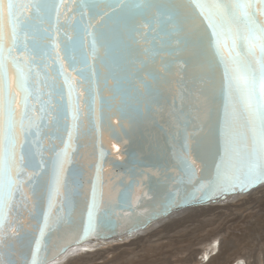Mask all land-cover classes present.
Segmentation results:
<instances>
[{"label":"snow or ice","instance_id":"snow-or-ice-1","mask_svg":"<svg viewBox=\"0 0 264 264\" xmlns=\"http://www.w3.org/2000/svg\"><path fill=\"white\" fill-rule=\"evenodd\" d=\"M186 7L195 9L203 29L190 23ZM24 8L36 16L23 14ZM76 11L80 20L68 37L74 54L66 68L59 55H52L56 45L47 43L52 39L49 29L37 27L53 13L59 17L60 3L0 0V264H44L49 249L109 231L111 213L98 212L95 187L83 235L73 229L71 216L82 186V170L76 167L86 147L82 140L98 132L102 120L97 62L107 70L105 85L113 82L112 99L120 98L117 110L122 113L129 110L132 93L139 92L141 98L158 94L149 81L163 77L148 70V65L161 51L169 58L161 64V73L170 72L177 63L185 72L190 70V76H181L184 91L173 113L176 139L182 141L174 152L173 183L183 185L188 193L185 203L211 201L264 184V0H190L188 5L181 0H79ZM97 17L101 18L98 25L86 22ZM149 24L152 32L164 25L160 48L132 49L129 40ZM142 35L147 39V33ZM86 38H90L87 52ZM75 53L81 54L79 59ZM134 53L143 59L137 60ZM69 68L79 76L83 91L78 94L67 74ZM215 68L222 69L219 89L214 85ZM217 95L222 101L216 113L218 146L213 152L210 138L198 166L191 155L192 144L205 123L212 136V108H206L204 120L201 114L203 105L215 103ZM189 96L196 101L190 107L185 104ZM140 103L138 99L130 110L138 111ZM209 156L214 176L202 182L197 171H204L203 159ZM95 167L99 171L101 165ZM167 207H180L177 195ZM25 211L29 219L41 215L43 219L35 243L27 253H18L12 242L26 235ZM136 223L142 226L144 221Z\"/></svg>","mask_w":264,"mask_h":264},{"label":"water","instance_id":"water-1","mask_svg":"<svg viewBox=\"0 0 264 264\" xmlns=\"http://www.w3.org/2000/svg\"><path fill=\"white\" fill-rule=\"evenodd\" d=\"M28 2V0H24ZM60 3V15L56 14L46 19L42 24H38V28H48L51 40L47 43L55 42V50L52 55H59L61 62L68 67V57L73 55L72 45L68 42V37L74 35L73 25L80 20V14L76 11L79 0H57ZM182 3L188 5L190 0H181ZM100 7L111 14V10L106 4ZM23 14L36 16L35 11L24 8ZM120 10L117 9V12ZM185 13L191 17L190 23L201 25V19L195 9L191 7L185 8ZM58 19V23H57ZM104 19H107L105 17ZM140 21L148 23L143 17ZM138 21V22H140ZM90 25H98L101 18L97 17L91 21H86ZM153 25L149 24L147 28L141 27V35H133L129 40L132 49L140 50L145 47L160 48V43L164 40V25L156 31L152 32ZM203 29V25H201ZM147 33V39L142 34ZM135 40V43L132 42ZM31 43V41H29ZM90 38L85 40L84 51H90ZM103 55V49L99 50ZM80 58V53H75ZM134 56L143 59L137 53ZM186 58V54L178 57L177 60ZM169 58L161 54L157 55L154 63H149L148 70L159 73L163 79L158 81H149L154 88L158 90V94L150 98H141L139 92L131 94L128 100L129 110L120 112L117 110L121 106L119 97L112 99V80H108L105 85L104 77L107 70L96 63V69L99 74V84L97 94L100 98V107L102 120L100 121V129L93 132L90 136L85 137L82 142L86 144L77 157L78 169L82 170L80 195L76 198L74 207L71 211L73 219V229L83 235L84 222L87 219V206L92 200L93 188L96 190V198L98 204V212L103 214L105 211L111 213V224L109 231H101L99 237H87L80 243L64 245L62 248L49 249L44 264H53L60 260L70 249L86 246H100L108 242H120L125 239H132L140 231L146 230L151 226L167 220L172 215L182 212L190 208H198L202 206L215 205L225 202L234 196H247L254 190L264 186L257 185L243 193H233L226 197L217 198L215 200H202L200 203H185L187 192L183 185L173 183V177L177 176L175 170L174 152L179 150L182 143L176 139V121L173 113L180 107V98L183 93V85L181 76H190V70L185 72L180 68L179 63L174 64L171 71L161 73V64ZM77 64V67H81ZM135 67H139L137 63ZM71 79L75 93L83 91L79 76L77 73L68 69L67 73ZM143 75V74H141ZM214 85L217 89L220 86L222 69L215 68L213 71ZM61 86L63 82L60 81ZM135 84V82H134ZM195 89H193L194 91ZM143 86H140V92ZM65 92V104L67 102V90ZM140 99L138 111H132L131 105L136 104ZM80 103L83 109L82 102ZM175 103V108H174ZM196 103L193 97H188L185 104L189 107ZM201 104L203 101L201 99ZM147 105V106H146ZM110 106V107H109ZM222 106V101L217 95L216 102L203 105L201 120L205 119L204 111L210 107L213 110V119L210 122L212 136L210 137L209 123H205L204 127L195 136L197 143L192 144V158L197 161V165L201 164L202 152L207 146L209 139L213 141V152L218 146V133L216 132V113ZM83 120V117H81ZM193 126H189V131H193ZM66 135V133H65ZM47 143V141H46ZM114 145L118 146L119 151ZM218 159V157H216ZM99 163L101 168L97 171L95 165ZM204 171H197V175L201 177L202 182H207L214 176V165L212 157L203 159ZM180 189L177 193V189ZM174 195L179 198L180 207L169 209L167 203ZM150 217V219H149ZM42 215L37 219L28 218V213L23 214V224L25 237L22 241H13L17 245L18 253H27L30 245L35 243V237L39 235V224L42 221ZM144 221L142 226H138L136 222ZM107 237V238H105ZM47 239V237H46ZM43 255V253H41Z\"/></svg>","mask_w":264,"mask_h":264},{"label":"rangeland","instance_id":"rangeland-1","mask_svg":"<svg viewBox=\"0 0 264 264\" xmlns=\"http://www.w3.org/2000/svg\"><path fill=\"white\" fill-rule=\"evenodd\" d=\"M139 236L74 251L60 264H205L209 241L215 248L219 243V252L206 264H229L236 257L264 264V186L224 204L187 209Z\"/></svg>","mask_w":264,"mask_h":264},{"label":"bare ground","instance_id":"bare-ground-1","mask_svg":"<svg viewBox=\"0 0 264 264\" xmlns=\"http://www.w3.org/2000/svg\"><path fill=\"white\" fill-rule=\"evenodd\" d=\"M262 187V186H261ZM259 189V188H258ZM258 189H256V190H254V191H256L257 192V190ZM253 191V192H254ZM251 194V193H250ZM247 196H249V195H247ZM241 197H243V196H234V197H232V198H230V199H228V200H226L225 202H229L231 199H233V198H241ZM225 202H221V203H217V204H215V206L216 205H220V204H224ZM228 204V203H227ZM210 206V205H209ZM190 209H193V208H190ZM184 211H186V210H184ZM183 212V211H182ZM179 213H181V212H179ZM179 213H176V214H179ZM175 215V214H174ZM173 216V215H172ZM171 216V217H172ZM174 224V223H173ZM156 225V224H155ZM153 226H151L150 228H152ZM150 228H148V229H150ZM148 229H146V230H143V231H140L139 233H137L136 235L138 236V237H141V236H139V234H141L142 232H144V231H147ZM155 233V232H154ZM135 235V236H136ZM134 236V237H135ZM126 240H129V239H125V240H123V241H120V242H108V243H104V244H102V245H100V246H97V247H95V246H86V247H76V248H72V249H70L60 260H57V261H55L53 264H60L61 262H64V261H66V259H68L69 257H70V253H72V252H74V251H77V250H80V251H89V250H95V249H98V248H101L102 246L104 247V246H108V245H110V244H116V243H122V242H124V241H126ZM214 241H209L208 242V246H209V248H208V250H205V253L207 254V256H210V258H208V260L206 259L205 261H202V262H204L205 264L206 263H209L210 262V260L212 261L213 260V257L219 252V243H218V246L215 248V247H213L214 245L212 244ZM215 249H217V251L215 250ZM216 251V252H215ZM214 252V253H213ZM205 254V255H206ZM227 262V261H226ZM226 262H224V264L226 263ZM64 264V263H63ZM229 264H247V262H246V260H244V259H242V258H240V257H236L233 261H231Z\"/></svg>","mask_w":264,"mask_h":264}]
</instances>
